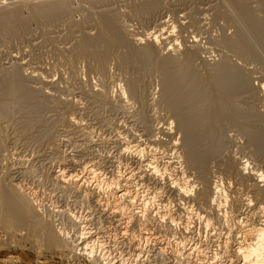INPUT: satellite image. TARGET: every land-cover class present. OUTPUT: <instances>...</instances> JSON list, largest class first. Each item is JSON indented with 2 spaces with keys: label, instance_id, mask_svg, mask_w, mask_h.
Returning <instances> with one entry per match:
<instances>
[{
  "label": "rangeland",
  "instance_id": "1",
  "mask_svg": "<svg viewBox=\"0 0 264 264\" xmlns=\"http://www.w3.org/2000/svg\"><path fill=\"white\" fill-rule=\"evenodd\" d=\"M17 1L19 0H1L0 9ZM70 1L73 7L69 4L71 8L66 9V12L56 10L52 13L54 16H50L52 14L49 13L43 19L39 17L34 20L35 16L29 14L30 11L26 7H22L23 15L20 16H23L21 19L24 18L25 22L13 25L14 27L9 31L4 32L0 29V81L5 80L4 77L10 79L12 75L17 74L18 79L22 80L21 86L24 88L22 90L33 96L36 103L35 113L29 114L24 108L22 110L15 108L9 118L0 122V190L4 187L7 190L14 188L24 194L36 208L38 207L35 208L37 219L43 220L41 223L44 224L52 222L50 225L52 224L60 240H57L56 245L58 241L59 244L62 242L64 244L55 248H53L54 245L49 247L33 228V223L32 228L29 227V229L19 227V224L0 214V264H114L116 260H121L123 264H209V261L210 264H241L234 259L231 252L235 246L234 241L241 236L240 231L233 228L229 233L216 225L207 228V222L210 223L214 219L212 213L208 211L211 208L209 203H212L210 200L213 197V187L218 184L221 191L225 192L224 197L227 203L223 205V209L228 218H236L240 222L244 221L256 227L264 220L260 217V215L264 216V191L260 193L259 190H264V147H262L264 146V44L256 38L248 21L236 14L230 0ZM235 1H239L244 6L248 16H251V21L264 23V0ZM148 5L152 6V9L150 13L148 11L144 13ZM103 16H110L114 19V23L116 21L115 27H118L116 29L120 32V37L125 39H122L123 47L117 42L107 46L106 48L110 49L104 58L101 55L100 57L92 55L99 56L97 48L96 53L93 51L92 54L90 49H85L87 52L84 53V48H79L80 43L85 42L86 38L95 39V36H101L99 34L102 31L100 18ZM162 38L165 39L162 40ZM234 41L242 44L244 52L238 51L240 45L236 43L233 47ZM237 45L239 48H236ZM144 47H152L157 51L152 55V59L149 60L151 56L147 57L148 59L142 57L143 60L145 59L142 62V59L140 61L138 57L139 61L135 62L138 59H135V56L130 57V50H139ZM127 53L131 59H127ZM188 55L189 58H186ZM168 57L172 62L167 59ZM162 58L165 60L163 61ZM101 59H103L102 62ZM146 59L149 61L147 62ZM168 60L169 66H172L175 61L176 65L179 62L187 69L190 67L189 71L197 73L201 83L219 68L226 69L229 77L231 76L232 81L229 83H227V76L216 80L218 84L219 81L221 84L222 80H226L225 83L222 81L221 85L217 84V87L230 84L231 93L228 95L229 98L226 97L227 103L222 105L224 101H220L222 94L219 91L218 95L213 90L214 92L207 93L199 104L200 108L206 111L202 114V117L205 116L203 118H212L211 114L216 110L224 117H221L222 119L218 122L221 134L217 143L219 142L220 150L218 148L217 154H212V158L207 157L203 172L197 170V166L196 168L187 166L183 159H175L176 155H182L183 146L179 148L178 146L182 145L184 137L177 129L179 117L175 118V115H178L170 107L171 103L167 104L163 97L165 78L162 74L169 63ZM160 63L162 67L166 64L165 69ZM179 63V68L175 65L176 69L183 68ZM168 68L164 73H174L171 71L172 68ZM161 71H163L162 74H160ZM174 75L177 74L174 73ZM131 82L132 85L134 83L133 87L137 91L129 90L132 87ZM215 103L220 104L219 107H216L218 104L215 105ZM202 125L207 124L203 121ZM253 140L254 144L255 140L259 141L257 145L255 144L256 146L251 142ZM201 144L209 146L207 140ZM153 160H156L154 166L158 173L156 171L152 179L146 176L149 180L143 177V182L138 181L129 190L134 188L133 191L131 190L133 195L140 191L138 195L141 197L143 195V201L148 203L147 206L150 204L149 208L155 204L156 207L152 208L156 209H151L157 214L154 212L149 219L140 220L139 225L136 222L130 223L132 225L129 224L127 233L122 232V226L117 224V219L105 215L103 211L105 209L101 206L105 204L110 207L116 206L111 196L114 188L113 180L124 177L127 173L142 170V166ZM167 161L172 166H169ZM171 161L179 164H170ZM243 163L246 167L241 173L239 169ZM93 165L98 170L95 168V176L90 175V177L102 190H99V193L63 187L56 178L63 170L69 176L77 174V177L82 178L85 175L84 169L87 166L91 168ZM164 166L170 168L166 169ZM179 173L183 175L179 176ZM256 173L263 178H255ZM179 177L180 180L186 179L190 183L193 182L191 186L196 189L194 194L192 192L193 201L201 191L207 193L208 199L201 201L196 198L195 202L191 200L190 203V199L181 201L175 193L173 194V191L169 192L170 189L167 188V190L166 187H169L170 179H179ZM108 182L111 184L109 185ZM257 193L263 194L261 195L263 197L259 194L258 196ZM96 194L100 195L102 200ZM149 200L154 204H151ZM198 202L202 204L199 205ZM246 203L251 204V207H245ZM253 209H256L255 212ZM162 211L166 217H169L164 216L166 220H162V222L165 220L163 225L156 223V216L158 213L162 214ZM205 212L210 216L208 214L207 216ZM152 216H155L154 219ZM171 218L175 219L176 226L175 224L172 226L169 222ZM233 219L229 218L228 222H232ZM145 220H148L149 224ZM176 222H179V225ZM155 223L161 226H154ZM169 223L172 228L169 227ZM142 224H147L145 228L148 230L150 228L151 231L143 232L146 234L138 233ZM123 233L126 238L121 237ZM83 237L89 243L93 242V245L90 244L92 248H95L92 255L83 254L81 246L83 247L84 244L80 245L82 241H85ZM228 238H231V243ZM227 246L231 248L230 254H228ZM189 250L192 251L190 252L192 257L188 255ZM220 257H224V261ZM174 259L179 262L176 263Z\"/></svg>",
  "mask_w": 264,
  "mask_h": 264
},
{
  "label": "bare ground",
  "instance_id": "2",
  "mask_svg": "<svg viewBox=\"0 0 264 264\" xmlns=\"http://www.w3.org/2000/svg\"><path fill=\"white\" fill-rule=\"evenodd\" d=\"M69 1L70 0H19V1H17L16 3H10L9 4V6L7 7H4V8H1L0 9V29L1 30H3L4 32L5 31H9V29H11V28H13L14 26L13 25H18V24H20V22H25L24 21V18H22L21 19V17H23V16H20L21 14L23 15V13H22V11H23V9L21 10V8L22 7H26L30 12H29V14L31 13V15H33V16H35L33 19L35 20V18H41L42 17V19H43V17L44 16H46L47 17V15H49V13H53L54 11L56 12V10H64V12H66L67 10L66 9H68L69 7L71 8V6L73 5H71L70 3H69ZM85 1V0H84ZM88 1V0H87ZM89 1H91V2H94V1H101V0H89ZM105 1H107V0H105ZM185 1V0H184ZM230 1H232V5H233V7H234V10L236 11V14H239V15H241V16H243V19H245L246 21H248V24H249V27H250V29H252V31H253V33L255 34V36H256V38L258 39L259 38V40H260V43H262V44H264L263 42V40H264V26H263V22H258V21H256V20H252L251 21V16H248V14L246 13V10H245V8H244V6L239 2V1H235V0H230ZM0 2H1V0H0ZM11 2V1H10ZM71 2V1H70ZM179 2H180V0H179ZM186 2V1H185ZM189 2V1H188ZM264 2V1H263ZM83 4H84V2H82ZM90 3V2H89ZM143 3V2H142ZM156 2L154 1V4H155ZM230 3V2H229ZM69 4L71 5V6H69ZM78 4V3H77ZM93 4V3H92ZM177 4V3H176ZM230 5H231V3H230ZM5 6V5H4ZM90 6V5H89ZM262 6V5H261ZM3 7V6H2ZM73 7V6H72ZM146 7V6H145ZM140 9V8H139ZM144 9V8H143ZM143 9H142V11H143ZM152 9V6H150V5H148L146 8H145V11H144V13L146 12V11H148L149 13H150V10ZM27 10V11H28ZM104 10V9H103ZM69 11V10H68ZM59 12V11H58ZM61 12V11H60ZM63 12V11H62ZM137 12V11H136ZM143 15H145L143 12H141ZM29 14H28V16H29ZM55 14H57V13H55ZM60 15V14H59ZM140 15V14H139ZM32 16V17H33ZM50 16H54V14H52V15H50ZM56 16V15H55ZM27 17V16H26ZM57 17H58V14H57ZM99 18V17H98ZM254 19V18H253ZM30 20V19H29ZM28 20V21H29ZM39 20V19H38ZM260 21V20H259ZM163 23H165V21H163ZM263 23V24H262ZM115 24H116V21H115V23H114V19H111L110 18V16L109 17H104L103 16V18L101 17L100 18V26L102 27V31L100 30V28H99V30L101 31V33H99V34H101V36H95V39H87L86 38V41L84 42L83 40V42H81L82 43V45H81V43H80V45L79 46H81V47H79V48H84V50L83 51H85L84 53H86L87 52V50L88 49H90V52H91V50H92V52L90 53V54H92V53H94L93 51H95V49L97 48V54H99V56H97V55H95V54H92V55H94V56H96V57H100V55H101V57L103 56V58H104V56L105 55H107V52H109L108 50L110 49H108V48H106L107 46H109L110 44H112V43H118L119 45H123L124 43H122V39L123 40H125L124 38H122V37H120V32H118L117 30L118 29H116V28H118V27H115ZM22 25V24H21ZM26 25V24H25ZM166 25V24H165ZM118 26V25H117ZM98 30V31H99ZM17 31V30H16ZM3 32V33H4ZM153 35V34H152ZM168 35V34H167ZM151 36V35H150ZM169 36V35H168ZM156 37V36H155ZM155 39V38H154ZM165 39V38H164ZM163 38H162V40H164ZM261 39H263V40H261ZM85 40V39H84ZM121 43V44H120ZM233 43V42H232ZM238 44V45H240V49H238V51H240V53H242V51L241 50H243L242 49V44H240V42L238 41V42H235L234 41V46L233 47H235V45L236 44ZM150 44V43H149ZM114 45V44H113ZM117 45V44H116ZM115 45V46H116ZM238 45L236 46V48H239L238 47ZM118 46V45H117ZM124 46V45H123ZM122 46V47H123ZM129 47V46H128ZM127 47V48H128ZM154 47V46H153ZM229 47V46H228ZM232 47V48H233ZM113 48V47H112ZM126 48V47H125ZM195 48V47H194ZM197 48H199V47H197ZM235 48V49H236ZM78 49V48H77ZM85 49H87V50H85ZM131 49H134L133 47H131ZM158 49H159V47H158ZM81 50V49H80ZM80 50H79V53H80ZM175 50V49H174ZM77 51V50H76ZM155 51H157L156 49H154V48H152V47H150V48H146V47H144V48H142V49H140L139 48V50H130V53H129V55H130V57H133V56H135L136 58L135 59H138V57H140L139 59H140V61H141V59H142V57H144V58H147V57H150L151 56V58H149V60L150 59H152V55L154 54V53H156ZM82 52V51H81ZM243 52H244V50H243ZM95 53H96V51H95ZM87 54H89V53H87ZM89 54V55H90ZM124 54V53H123ZM187 54V53H186ZM109 55V54H108ZM126 55V54H125ZM127 55H128V53H127ZM126 55V56H127ZM129 55H128V57H127V59H131L130 57H129ZM156 55V54H155ZM79 56H81V55H79ZM93 56V57H94ZM126 56H124V57H126ZM192 56V55H191ZM195 56V55H194ZM123 57V59H125ZM154 57V56H153ZM166 57V56H165ZM186 58H189V55H188V57H186ZM190 58H192V57H190ZM106 59V58H105ZM126 59V60H127ZM133 59V58H132ZM135 59H133V60H135ZM139 59L138 60H135V62H137V61H139ZM148 59V58H147ZM147 59H146V61H147ZM155 59V58H154ZM163 59V58H162ZM167 59H169V57L167 58ZM102 60L103 59H101V62H102ZM125 60V61H126ZM148 60V61H149ZM165 59H163V61H164ZM169 60H171V59H169ZM169 60H168V62H169ZM99 61V60H98ZM145 61V59L143 60L142 59V62H144ZM147 61V62H148ZM159 61V60H158ZM163 61H162V63H163ZM188 61V60H187ZM191 61V60H190ZM96 62V61H95ZM104 62V61H103ZM131 62L133 63V61L131 60ZM146 62V63H147ZM161 62V61H160ZM166 62V61H165ZM170 62H172V60L170 61ZM170 62L168 63V65H167V67H166V69H169L168 67H170V68H172V70L171 71H173L174 73H176L177 75H174V73H164V72H166L165 70V65L166 64H163L164 66L162 67V63H160L161 64V67L163 68V69H165L164 70V72L163 71H161V73L160 74H162V72H163V74L162 75H164V78H165V82L163 81V89H164V91H163V97H164V100L165 101H167L168 103L167 104H169L170 105V103H171V106L170 107H172V109L174 110V112H176V114L178 115V116H176L175 115V118H177V117H179V122L177 123V129H178V131L179 132H181L182 134H183V137H184V139L182 140L183 141V143H182V145H179L178 146V148L179 147H181V146H183V151H182V155H176V157H175V159H178L179 158V160L180 159H183V161L185 160L186 161V164H187V166H189V167H192V168H196V166H197V170H200L201 172H203V166H205V161H207V157H211L212 158V154L214 155H216L217 154V151H218V148H219V146L220 145H218V143H217V140L219 141V139H220V134H221V131H220V129H219V127H218V122L222 119V118H224L219 112H217V110H216V112H214L213 114H211L210 115V113H208L212 118H210V119H205V118H203V117H205L204 115H203V117H202V114H204L206 111H204V109H201L200 108V106H199V104H201V102L203 101L202 99H203V97L207 94V93H209V92H211V91H213V90H215V92H217V94L219 93V91H220V94H222V99L220 98V101H223V104L222 105H224V103H227V101H226V97H228V95L231 93L230 91H231V87L229 86V85H225L224 87L223 86H219V87H217L218 85H221V84H223L222 83V81H224V80H222L221 81V84H220V81H219V84H218V81L216 82V80H218L220 77H222V78H225L226 76H227V83H229V81H232L231 80V76L229 77V74L225 71V70H223V68H219V69H217V71L216 72H213L211 75L210 74H208V75H210V77L208 78V79H206V81L205 82H203V83H201L200 81H199V77H198V75H197V73L196 74H194L193 72H191V71H189V69H190V67H189V69H187V68H185V67H183L179 62V64L183 67L182 69H176L175 68V65H176V62L175 61H173V65L172 66H169V64H170ZM175 62V63H174ZM189 62V61H188ZM187 62V63H188ZM129 63H130V61H129ZM139 63V62H138ZM178 63H177V65L176 66H178ZM187 63H186V65H187ZM192 63V62H191ZM134 64V63H133ZM139 64H142L143 65V63H139ZM148 64V63H147ZM189 64V63H188ZM193 64V63H192ZM135 65H136V63H135ZM141 65V66H142ZM145 65V64H144ZM183 65H185V64H183ZM190 65V64H189ZM181 66H180V68H181ZM144 67V66H143ZM160 66H159V68L162 70V68H161ZM173 67H174V70H173ZM217 67V66H216ZM178 68H179V66H178ZM231 68V67H230ZM192 69V68H191ZM228 69V68H227ZM233 69V68H232ZM167 71H169V70H167ZM193 71V70H192ZM234 71V70H233ZM237 71V70H236ZM19 72V71H18ZM208 73V72H207ZM8 75V74H7ZM21 75V74H20ZM165 75L167 76V77H165ZM239 75V74H238ZM237 75V76H238ZM245 75V74H244ZM11 76V75H10ZM200 76V75H199ZM8 77V76H7ZM11 78H13L12 80H11ZM19 78V76L17 77V74L16 75H12V77H10V79H9V77H8V79L6 78V77H4V79L5 80H3V81H0V122L2 121V120H6V118H9V116L11 115V112L15 109V108H21V110L24 108V110L25 111H27V112H29V114H32V112H34V110H35V105H36V103H35V101H34V98H33V96H30L27 92L26 93H24V90H22V89H24V88H22V83H21V81L22 80H20V79H18ZM21 78V77H20ZM26 78H28V77H26ZM162 79H164L163 77H161ZM240 78V77H239ZM202 79H203V77H202ZM1 80H2V78H1ZM8 80H10V81H8ZM9 82H11L10 84H9ZM12 82H13V84H12ZM226 82V80L224 81V83ZM242 82V81H241ZM249 82V81H248ZM233 83V82H232ZM244 83V82H243ZM218 84V85H217ZM133 85H134V83H133ZM133 85H132V82L130 83V86H132V87H128L129 88V90L131 91L132 90V92H134V91H137V90H135L136 88L135 87H133ZM136 85V84H135ZM127 87V86H126ZM240 87V86H239ZM243 86H241V88H242ZM245 87V86H244ZM134 88V89H133ZM237 88V87H236ZM220 89V90H219ZM237 89H240V88H237ZM217 90V91H216ZM35 92V91H34ZM214 92V91H213ZM214 94V93H213ZM32 95V94H31ZM219 95V94H218ZM221 96V95H220ZM39 97V96H38ZM218 97V96H217ZM209 98H210V96H209ZM211 98H213V97H211ZM229 98V97H228ZM227 98V99H228ZM206 99V98H205ZM164 101V102H165ZM208 101V100H207ZM226 101V102H225ZM210 102V101H209ZM264 102V101H263ZM161 103V102H160ZM216 104H218V103H215V105ZM197 105V106H196ZM207 105V104H206ZM211 105V104H210ZM219 105L220 104H218V106L216 105V107H219ZM225 106H227V104L225 105ZM229 107V106H228ZM235 107V106H234ZM227 108V107H226ZM201 109V111H199ZM210 109V108H209ZM215 109V108H214ZM218 109V108H217ZM225 109V108H224ZM228 109V108H227ZM227 109H225L226 110V112H227ZM224 110V111H225ZM38 111V110H37ZM172 111V110H171ZM202 111H204V112H202ZM14 112V111H13ZM12 112V113H13ZM16 112V111H15ZM229 112V111H228ZM234 112V111H233ZM35 113V112H34ZM33 113V114H34ZM26 114V113H25ZM228 114V113H227ZM38 115V114H37ZM206 115V114H205ZM22 116V115H21ZM259 116V115H258ZM222 117V118H221ZM245 117V116H244ZM22 118H23V116H22ZM262 120H263V118H261ZM8 120V119H7ZM23 121V120H22ZM205 122L207 125L205 126V125H202V122ZM7 122V121H6ZM174 125V124H173ZM176 125V124H175ZM240 126V125H239ZM253 126V125H252ZM249 127V126H248ZM257 127V126H256ZM258 129V128H257ZM165 130V129H164ZM169 130V129H168ZM264 130V129H263ZM145 131V130H144ZM246 131V130H245ZM162 132H164V131H162ZM171 132V131H170ZM166 133V132H165ZM157 134V133H156ZM163 134V133H162ZM167 134V133H166ZM169 134H171V133H169ZM169 134H168V136H169ZM248 134V133H247ZM167 136V135H166ZM171 137H172V135H170ZM249 136V135H248ZM170 137V138H171ZM241 137V136H240ZM250 137V136H249ZM262 138V137H261ZM158 139V138H157ZM256 139V138H255ZM260 139V138H259ZM258 139V140H259ZM205 140H207L208 142H209V146H207V144H205L206 146H207V148H206V146H202V144L200 145V143H202V142H204ZM146 141V140H145ZM171 142H172V139H171ZM253 144H254V140L253 141H251ZM257 142H259V141H257ZM257 142H256V140H255V144L257 145ZM250 143V142H249ZM262 143V142H261ZM129 144V143H128ZM158 144V143H157ZM254 144V145H255ZM263 144V143H262ZM126 145V147H127V144H125ZM131 145V144H130ZM171 145V144H170ZM255 145V146H256ZM163 146V145H162ZM173 146V145H172ZM136 147H138L137 145H136ZM164 147V146H163ZM174 147V146H173ZM249 147V146H248ZM250 147H251V145H250ZM262 147H264V146H262ZM131 148V147H130ZM172 148V147H171ZM255 148V147H254ZM126 150H127V148H125ZM129 149V148H128ZM140 149V148H139ZM138 149V150H139ZM177 149V148H176ZM125 150V151H126ZM135 150V149H134ZM141 150H143L142 148H141ZM140 150V151H141ZM145 150V149H144ZM178 150H180V149H178ZM219 150H220V148H219ZM223 150V149H222ZM123 151H124V149H123ZM130 151H132V150H130ZM129 151V152H130ZM170 151H171V149H170ZM176 151V150H175ZM1 152V151H0ZM127 152H128V150H127ZM139 152V151H138ZM162 152V151H161ZM181 152V151H180ZM214 152H216V153H214ZM264 152V151H263ZM134 153V152H133ZM172 153V152H171ZM176 153V152H175ZM124 154H126V153H124ZM130 154V153H129ZM132 154V153H131ZM141 154V153H140ZM178 154V153H177ZM221 154V153H220ZM260 154V153H259ZM0 155H1V153H0ZM123 155V154H122ZM138 155H139V153H138ZM142 155V154H141ZM159 155V154H158ZM130 156V155H129ZM149 156V155H148ZM162 156V155H161ZM131 157V156H130ZM144 157V156H143ZM229 157V156H228ZM127 158V157H126ZM133 158V157H132ZM139 158V157H138ZM147 158V157H146ZM145 158V159H146ZM152 158H155V157H152ZM159 158V157H158ZM171 158V157H170ZM169 158V159H170ZM254 158V157H253ZM125 159V158H124ZM144 159V160H145ZM157 159V158H156ZM165 159H166V157H165ZM206 159V160H205ZM7 160V159H6ZM130 160H131V158H130ZM142 160V159H141ZM148 160V159H147ZM151 160V159H150ZM179 160H177V161H179ZM136 161V160H135ZM146 161V160H145ZM154 161V160H153ZM153 161H150L147 165H144V166H142L143 167V169L140 171H137V172H134V173H132V172H130V173H127V175H125L124 177H120V178H116L115 179V177H114V179L115 180H113L114 182H113V185H114V188H113V192H111L110 190V192L112 193V195L111 196H113V199H114V205H116V206H114V207H110V206H108L107 204H105V206H101V207H103L105 210H103V211H105L104 212V214L105 215H107L108 217L110 216V217H112V218H114L115 217V219H117V224L118 225H120V226H122V232H126L127 233V231L129 230L128 229V226H129V224L130 223H134V222H136V224L137 225H139L138 224V222L140 223L142 220H144V218L146 219V218H148L149 219V217L152 215V214H154V212H153V210L154 209H156V208H152L155 204L152 202V201H150V202H152L151 204H154L153 206H150L151 208H149L148 206L150 205H148L147 206V204H146V202L145 201H143V195H142V197L141 196H139L140 194V191H139V195L138 194H136V195H133V194H131V190L133 191V189H131V190H129L131 187H133V185L135 184V183H137L138 181L139 182H141L142 181V179H143V177L145 178L146 176L148 177V178H154V175H155V172L157 171L156 170V166H154V164L156 163V160L153 162ZM166 161V160H165ZM16 162V161H15ZM21 162V161H20ZM168 162V161H167ZM166 162V163H167ZM135 163V162H134ZM159 163V162H158ZM157 163V164H158ZM165 163V164H166ZM178 162H175V161H171V163L170 164H177ZM227 163H228V161H227ZM27 164V163H26ZM112 164V163H111ZM142 164V163H141ZM145 164V163H144ZM179 164V163H178ZM177 164V165H178ZM224 164V163H223ZM136 165V164H135ZM159 165V164H158ZM162 165V164H161ZM167 165V164H166ZM168 165H169V162H168ZM176 165V166H177ZM230 165V164H229ZM90 166V165H89ZM89 166H87L88 167V169H86L84 166V168L86 169H84V172H85V175L84 176H82V178H80L79 176L77 177L76 175H67L65 172H63V171H60L61 173H59L57 176H56V178L58 179V182L63 186V187H69V188H73L74 190H76V191H85V190H87V192L88 191H90V192H93V193H97L100 189L98 188V186H97V183L96 184H94L93 182H94V180L90 177V175H94V170H95V166L93 167H89ZM113 166V165H112ZM169 166H172V165H169ZM173 166H175V165H173ZM241 166V165H240ZM142 167H140V168H142ZM160 167V166H159ZM158 167V168H159ZM245 165H244V163L242 164V166L240 167V172L242 173V171L245 169ZM164 168H166V169H169L170 167H165L164 166ZM175 168V167H174ZM177 168H178V166H177ZM199 168V169H198ZM220 168V167H219ZM68 169V168H67ZM97 169V168H96ZM171 169H172V167H171ZM187 169H188V167H187ZM186 169V170H187ZM98 170V169H97ZM137 170V169H136ZM164 170V169H163ZM174 170V169H173ZM185 170V169H184ZM183 170V171H184ZM7 171V170H6ZM170 171V170H169ZM169 171L167 172V173H169ZM189 171V170H188ZM205 171V170H204ZM67 172V171H66ZM164 172H166V171H164ZM177 172V171H176ZM200 172V173H201ZM58 173V172H57ZM69 173V172H68ZM73 173V172H72ZM71 173V174H72ZM102 173V172H101ZM157 173H158V171H157ZM171 174H172V171L170 172ZM188 173V172H187ZM193 173H194V171H193ZM253 173V172H252ZM97 174H98V172H97ZM159 174H161V173H159ZM162 174H164L163 172H162ZM174 174V173H173ZM182 174V173H181ZM180 173H179V176L181 175ZM205 174H207V173H205ZM244 174V173H243ZM80 175H82V174H80ZM158 175V174H157ZM165 175H169V174H165ZM178 175V174H177ZM183 175V174H182ZM200 175V174H199ZM202 175V174H201ZM237 175V174H236ZM239 175H241V174H239ZM251 175V174H250ZM95 176V175H94ZM94 176H93V178H94ZM99 176V175H98ZM171 176V175H170ZM4 177V176H3ZM117 177V176H116ZM145 178V179H148V178ZM168 178H170L169 176H167ZM177 177V176H176ZM182 178H183V176H181ZM199 177H201V176H199ZM204 177V176H203ZM254 177L256 178H258V179H261V178H263V176L262 175H259V174H257L256 173V175H254ZM254 177H253V179H254ZM167 178V179H168ZM175 178V177H174ZM173 178V179H174ZM178 178V177H177ZM187 178V177H186ZM243 178H245V177H243ZM2 179V178H1ZM56 179V180H57ZM97 179V178H96ZM159 179H161V177L159 176ZM165 179V178H164ZM172 179V178H171ZM170 179V181H171V183L169 182V180H167V182H169V187H166V189L168 188V189H170L169 190V192H171V191H173V194L175 193L180 199H181V201L182 200H188V199H190L189 201H190V203H191V200L193 201V199H191V197H193L192 196V192H193V194L195 193V190L196 189H194V187L193 186H191V184L193 183H190L189 181H187L186 179L185 180H183V179H181L180 180V177H179V179H174V180H171ZM194 179V178H193ZM12 180V179H11ZM55 180V181H56ZM149 180V179H148ZM156 180V179H155ZM154 180V181H155ZM163 180V179H162ZM162 180H160V181H162ZM205 180V179H204ZM46 181V180H45ZM102 181V180H101ZM144 181V180H143ZM142 181V182H143ZM159 180H157V182H158ZM194 181V180H193ZM209 181V180H208ZM146 183H147V181H145ZM152 182H153V180H152ZM151 181H150V183H152ZM156 182V181H155ZM154 182V183H155ZM163 182V181H162ZM165 182V181H164ZM166 182V183H167ZM206 182V181H205ZM8 183V182H7ZM109 183V182H108ZM160 183V182H159ZM206 183H208V182H206ZM102 184V183H101ZM111 184V182L109 183V185ZM143 184V183H142ZM149 184V183H148ZM214 184V183H213ZM217 184V183H216ZM257 184V183H256ZM100 185V184H99ZM106 185V184H105ZM109 185H107V186H109ZM144 185V184H143ZM159 185V184H158ZM203 185V184H202ZM218 185V184H217ZM214 186L213 188V197H211L212 199L210 200V202H212V203H209V204H211V208H210V211H208V212H210V214L214 217V219H212V222H210V223H208L207 222V220H205L206 222H207V228L208 227H214L215 225L216 226H219V228H224V229H226V231L228 232L229 231V233H230V230L231 229H236V230H239L240 231V233H241V236L240 237H238V239L236 240V241H234L235 243H234V247L232 248V250H231V248H229L228 246V249L227 250H231V252H232V256H234V259H236V260H238L241 264H264V220H262L261 221V223H260V225H258L257 227L256 226H252L251 224L250 225H248V224H246L244 221H242V222H240L238 219H233V218H231V217H229L230 219H233V220H231L232 222H228V216H227V213L226 212H224V209H223V205H225V203H227L226 202V200H225V192L223 193L222 191H221V188H219L218 186ZM12 186V185H11ZM139 186V185H138ZM142 186V185H141ZM152 186H154L153 184H152ZM159 186H161V185H159ZM200 186V185H199ZM101 187H103V186H101ZM105 188H106V186H104ZM154 187H156V186H154ZM193 187V188H192ZM1 188V187H0ZM104 188V190H106ZM111 188V187H110ZM139 188V187H138ZM143 188V187H142ZM197 188V187H196ZM263 188V187H262ZM64 189V188H63ZM109 189V188H108ZM112 189V188H111ZM144 189V188H143ZM164 189V188H163ZM167 189V190H168ZM193 189H194V191H193ZM140 190V189H139ZM199 190V189H198ZM204 190V189H203ZM260 190V193H262L264 190H262V189H259ZM100 191H102V190H100ZM107 191V190H106ZM164 191V190H163ZM210 191V190H209ZM262 191V192H261ZM58 192V191H57ZM64 192V191H63ZM68 192V191H67ZM72 192V191H71ZM70 192V193H71ZM86 192V191H85ZM85 192H84V194H85ZM145 192V191H144ZM167 192V191H166ZM204 192V191H203ZM206 192H207V190H206ZM31 193V192H30ZM99 193V192H98ZM197 193V192H196ZM209 193V192H208ZM260 193H257V195L259 194L260 195ZM90 194V193H89ZM92 194V193H91ZM101 194V193H100ZM110 194V193H109ZM135 194V193H134ZM172 194V195H173ZM174 194V195H175ZM207 194V193H206ZM206 194L205 193H202V191H201V193L200 194H197L196 196V198L198 199V200H206V199H208V198H206ZM264 194V193H263ZM263 194H261V195H263ZM27 195V194H26ZM69 195V194H68ZM97 195V194H96ZM258 195V196H259ZM260 195V196H261ZM92 196H94V195H92ZM92 196L90 197L91 199H92ZM98 196V195H97ZM108 196V195H107ZM208 196V195H207ZM264 196V195H263ZM263 196H261V197H263ZM29 197V196H28ZM110 197V196H109ZM144 197H145V194H144ZM148 197V196H147ZM85 198V197H84ZM94 198V197H93ZM97 198V197H96ZM98 198H100V195L98 196ZM97 198V199H98ZM150 198L152 199V196H150ZM155 198V197H154ZM195 198V200H197ZM264 198V197H263ZM101 199V198H100ZM108 199V198H107ZM106 199V200H107ZM146 199V198H145ZM144 199V200H145ZM179 199V200H180ZM75 200V199H74ZM102 200V199H101ZM195 200L193 201V202H195ZM220 200V201H219ZM236 200V199H235ZM96 201H98V200H96ZM100 201V200H99ZM112 201V200H111ZM110 201V202H111ZM156 201V200H155ZM208 201V200H207ZM95 202V201H94ZM103 202V201H102ZM105 202V201H104ZM107 202H108V200H107ZM136 202H138L137 204H136ZM188 202V201H187ZM232 202V201H231ZM239 202V201H238ZM247 202V201H246ZM101 203V202H100ZM197 203V202H196ZM229 203V202H228ZM233 203H235V202H233ZM112 204V203H111ZM179 204H180V202H179ZM198 204L199 205H201L200 204V202H198ZM239 204V203H238ZM51 205V204H50ZM98 205V204H97ZM113 205V204H112ZM230 205V204H229ZM236 205H237V202H236ZM241 205V204H240ZM245 205V207L246 206H250L251 204H249L248 205V203H246V204H244ZM197 206V205H196ZM239 206V205H238ZM237 206V207H238ZM92 207V206H91ZM99 207H100V205H99ZM154 207H156V206H154ZM160 207V206H159ZM199 207V206H198ZM210 206L208 205V208H209ZM227 207V206H226ZM234 207V206H233ZM237 207H236V210H237ZM244 207V206H243ZM251 207V206H250ZM36 207L33 205V203H31V201L28 199V198H26V196L24 195V194H22L19 190H17V189H12V190H7L5 187L4 188H2L1 190H0V214H2L3 216H5L6 217V219H9V220H11V221H13V222H16L17 224H19V227H27L28 229H29V227H31L32 228V223H33V228H35L36 230H37V232H38V235L43 239V241H45V243L50 247V246H53V248H55V247H58V246H61V245H64V244H62L61 242V244H59V237H58V235L57 234H55V231L53 230V227L50 225V223H52V222H50V223H47V224H44V223H41V221H43V220H40L39 221V218L37 219V217H38V215H37V208L35 209ZM79 208V207H78ZM235 208V207H234ZM248 208V207H247ZM197 209V208H196ZM73 210V209H72ZM168 210V209H167ZM166 210V211H167ZM228 210H230V209H228ZM254 210V209H253ZM256 210V209H255ZM255 210H254V212H255ZM259 210V209H258ZM262 210V209H261ZM157 211V210H156ZM226 211V210H225ZM231 211V210H230ZM94 212V211H93ZM159 212V211H158ZM184 212V211H183ZM232 212V211H231ZM253 212V213H254ZM258 212V211H257ZM259 212H261V211H259ZM156 214H157V212H155ZM166 213H169V212H166ZM203 213V212H202ZM206 213V212H205ZM230 213V212H229ZM264 213V212H263ZM263 213H262V215H263ZM201 214V213H200ZM208 213H206V215H207ZM261 214V213H260ZM259 214V215H260ZM72 215V214H71ZM103 215V214H102ZM166 214L165 213H163V211H162V214L160 213H158V215L156 216V223H161L162 225H163V223H165L164 221L166 220L165 219V216ZM209 215V214H208ZM207 215V216H208ZM237 215V214H236ZM253 215V214H252ZM256 215V214H255ZM165 216V217H164ZM170 216V215H169ZM172 216V215H171ZM194 216V215H193ZM196 216H197V214H196ZM203 216V215H202ZM201 216V217H202ZM210 216V215H209ZM211 216V217H212ZM70 217H72V216H70ZM153 217V216H152ZM155 217V216H154ZM154 217H153V219H154ZM168 217V216H167ZM166 217V218H167ZM236 217V216H235ZM260 217L261 218H264V216H261L260 215ZM3 218V217H2ZM49 218V217H48ZM169 218V217H168ZM187 218V217H186ZM206 218V217H205ZM208 218V217H207ZM206 218V219H207ZM4 219V218H3ZM53 219V218H52ZM152 219V220H153ZM163 219H165L163 222H162V220ZM190 219V218H189ZM202 219H203V217H202ZM74 220V218L72 219V221ZM141 220V221H140ZM150 220H151V218H150ZM33 221V222H32ZM146 221V220H145ZM45 222V221H44ZM77 222V221H76ZM114 222V221H113ZM119 222V223H118ZM150 222H152V221H150ZM155 222V221H154ZM169 222L171 223V225L173 226L174 224H175V219L173 218H171V219H169ZM201 222V221H200ZM204 222V221H203ZM115 223V222H114ZM143 223V222H142ZM146 223H148L149 224V222H148V220L146 221ZM155 223V225L154 226H159V225H157ZM167 223V222H166ZM170 223H169V225H170ZM176 223H178V225H179V222H176ZM186 223V222H185ZM187 223H188V221H187ZM243 223V224H242ZM253 223V222H252ZM255 223V222H254ZM113 224V223H112ZM135 224V223H134ZM151 224V223H150ZM180 224H181V222H180ZM183 224V223H182ZM192 224V223H191ZM190 224V225H191ZM53 225H54V223H53ZM117 225V228L119 227ZM130 225H132V224H130ZM147 224H142V227L139 229V232L138 233H141V234H146V233H143V232H148L149 230H150V228H149V230L147 229V228H145V226H146ZM152 225H153V223H152ZM168 224L166 225L167 227L169 226ZM171 225L169 226V227H171ZM185 225V224H184ZM188 225V224H187ZM59 226V225H58ZM161 226V225H160ZM175 226H176V224H175ZM182 226V225H181ZM55 227V226H54ZM130 227V226H129ZM135 227V226H134ZM133 227V228H134ZM147 227V226H146ZM153 227V226H152ZM186 227V226H185ZM203 227V226H202ZM62 228H64V227H62ZM154 228V227H153ZM156 228H158L159 229V227H156ZM160 228H162V227H160ZM164 228V227H163ZM162 228V229H163ZM172 228V227H171ZM182 228H183V226H182ZM55 229V228H54ZM128 229V230H127ZM132 229V228H131ZM167 229V228H166ZM170 229V228H169ZM181 229V228H180ZM201 229V228H200ZM22 230H24V229H22ZM118 230V229H117ZM133 230V229H132ZM135 230V229H134ZM160 230V229H159ZM205 230V229H204ZM208 230V229H207ZM213 230L215 231V229L213 228ZM235 230V231H236ZM57 231V230H56ZM116 231V230H115ZM136 231V230H135ZM151 231V230H150ZM153 231V230H152ZM156 231V230H155ZM206 231V230H205ZM213 231V232H214ZM232 231V230H231ZM82 233L84 232V230H82L81 231ZM134 232V231H133ZM154 232V231H153ZM158 232V231H157ZM218 232V231H217ZM221 232V231H220ZM58 233V232H57ZM82 233H81V235H82ZM87 233V232H86ZM129 233H131V232H129ZM160 233V232H159ZM60 234H62V233H60ZM88 234V233H87ZM91 233L89 232V236H91L90 235ZM97 234V233H96ZM117 234V233H116ZM147 234H149V233H147ZM150 234H153V233H150ZM216 234V233H215ZM228 234V233H227ZM232 234V233H231ZM83 235H84V233H83ZM128 235V234H127ZM132 235H133V233H132ZM154 235V234H153ZM233 235V234H232ZM235 235V234H234ZM240 235V234H239ZM62 236V235H61ZM64 236V235H63ZM88 236V235H87ZM92 236H94V235H92ZM136 236V235H135ZM216 236V235H215ZM218 236V235H217ZM227 237L229 236V235H226ZM225 236V237H226ZM231 236V235H230ZM238 236V235H237ZM121 237H124V238H126L125 236H124V233H123V236H121ZM40 238V239H41ZM62 238V237H61ZM82 238V237H81ZM84 238V237H83ZM91 238V237H90ZM89 238V239H90ZM96 238H97V236H96ZM128 238V237H127ZM233 238V237H232ZM86 238H84V240H85ZM93 238H91V240H92ZM229 240L231 239V238H228ZM236 239V238H235ZM57 240H59L58 241V244L56 245V243H57ZM123 240V239H122ZM125 240V239H124ZM129 240V239H128ZM127 240V241H128ZM78 241H79V239H78ZM93 241V240H92ZM95 241V240H94ZM96 241H97V239H96ZM159 241V240H158ZM217 241V240H216ZM219 241V240H218ZM228 241V240H227ZM233 241V240H232ZM224 242V241H223ZM230 243H231V240L229 241ZM88 243H89V241H87V240H85V241H82V243H80V245H83V247L81 246V248H82V250H83V254L85 253V255L87 256V255H92V253H94L93 252V249H95V248H92L91 246H90V244L91 243H89V245H88ZM95 243V242H94ZM127 243V242H126ZM130 243V242H129ZM129 243H127V244H129ZM162 243V242H161ZM212 243V242H211ZM225 243V242H224ZM233 243V242H232ZM139 244V243H138ZM228 244V243H227ZM91 245H93V242H92V244ZM95 245V244H94ZM216 245V244H215ZM229 245V244H228ZM73 246V245H72ZM226 246V245H225ZM233 246V245H232ZM65 247V246H64ZM67 247V246H66ZM94 247V246H93ZM133 247H134V245H133ZM158 247V246H157ZM183 247V246H182ZM207 247V246H206ZM219 247V246H218ZM72 248V247H71ZM99 248V247H98ZM132 248V247H131ZM193 248V247H192ZM51 249V248H50ZM59 249V248H58ZM60 249H62V248H60ZM166 249V248H165ZM185 249V248H184ZM224 249V248H223ZM223 249H222V251H223ZM218 250V249H217ZM230 250H229V253L228 254H230ZM39 251V250H38ZM73 251V250H72ZM95 251V250H94ZM162 252H163V250H161ZM187 251V250H186ZM200 251V250H199ZM70 252V251H69ZM76 252V251H75ZM82 252V251H81ZM159 252H160V250H159ZM179 252V251H178ZM190 252H192V251H190L189 250V254L188 253H186V254H188V255H190ZM195 251H193V253H194ZM224 252V251H223ZM61 253V252H60ZM136 253H138V252H136ZM165 253V252H164ZM168 253V252H167ZM174 253V252H173ZM173 253H171L172 255H173ZM180 253V252H179ZM183 253H185L184 252V250H183ZM201 253H203V252H201ZM211 253H213V252H211ZM210 253V254H211ZM217 253H219L218 251H217ZM216 253V254H217ZM73 254H74V252H73ZM160 254V253H159ZM185 254V255H186ZM196 254H197V252H196ZM205 254V253H204ZM203 254V255H204ZM207 254V253H206ZM222 254V253H221ZM226 254V253H225ZM94 255V254H93ZM133 255V254H132ZM161 255V254H160ZM170 255V254H169ZM185 255H183V257L185 256ZM209 255V254H208ZM215 255V254H214ZM96 256V255H95ZM104 256V255H103ZM122 256V255H121ZM126 256V255H125ZM130 256V255H129ZM156 256V255H155ZM177 256V255H176ZM175 256V257H176ZM193 255H190V257H192ZM212 256V255H211ZM66 257V256H65ZM85 257V256H84ZM93 257V256H92ZM180 257V256H179ZM179 257H177V258H179ZM189 257V258H190ZM199 257V256H198ZM213 257V256H212ZM217 257V256H216ZM95 258V257H94ZM186 258V257H185ZM185 258H183V259H185ZM194 258V257H193ZM202 258V257H201ZM207 258V257H206ZM215 258V257H214ZM224 258V257H223ZM223 258H221L220 257V259H222L223 261H224V259ZM227 258V257H226ZM225 258V259H226ZM93 259V258H92ZM137 259V258H136ZM141 259V258H140ZM158 259H159V257H158ZM162 259V258H161ZM172 259V258H171ZM180 259H181V257H180ZM188 259V258H187ZM200 259V258H199ZM218 259H219V257H218ZM232 259V258H231ZM96 261H97V258L95 259ZM109 260V259H108ZM175 260V259H174ZM192 260H194V259H192ZM214 260V259H213ZM213 260H211V262L213 261ZM228 260H230V259H228ZM9 261V260H8ZM100 261V260H99ZM176 261V260H175ZM178 261V260H177ZM177 261H176V263H177ZM195 261V260H194ZM200 261V260H199ZM198 261V262H199ZM204 261H206V260H204ZM234 261V260H233ZM2 262V261H1ZM111 262V261H110ZM113 262V261H112ZM111 262V263H112ZM114 262H115V260H114ZM160 262V261H159ZM179 262V261H178ZM185 262H187V261H185ZM197 262V263H198ZM229 262V261H228ZM231 262H232V260H231ZM230 262V263H231ZM5 263V262H4ZM12 263V262H11ZM96 263V262H95ZM99 263V262H98ZM104 263V262H103ZM107 263V262H106ZM188 263V262H187ZM194 263V262H193ZM221 263H223V262H221ZM238 263V262H237ZM110 264V263H109ZM113 264V263H112ZM114 264H123V262L120 260H116V263H114ZM180 264V263H179ZM195 264V263H194ZM209 264H210V261H209ZM226 264H229V263H226Z\"/></svg>",
  "mask_w": 264,
  "mask_h": 264
}]
</instances>
